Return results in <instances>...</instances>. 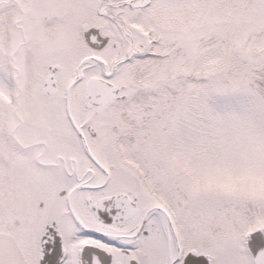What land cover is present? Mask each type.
Here are the masks:
<instances>
[{"label":"snow or ice","instance_id":"snow-or-ice-1","mask_svg":"<svg viewBox=\"0 0 264 264\" xmlns=\"http://www.w3.org/2000/svg\"><path fill=\"white\" fill-rule=\"evenodd\" d=\"M0 264H264V0H0Z\"/></svg>","mask_w":264,"mask_h":264}]
</instances>
